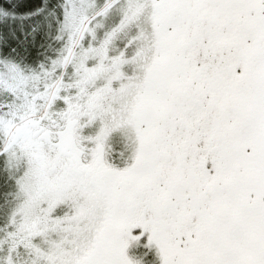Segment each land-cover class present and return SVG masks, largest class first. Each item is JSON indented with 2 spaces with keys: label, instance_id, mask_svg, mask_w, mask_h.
<instances>
[{
  "label": "snow or ice",
  "instance_id": "obj_1",
  "mask_svg": "<svg viewBox=\"0 0 264 264\" xmlns=\"http://www.w3.org/2000/svg\"><path fill=\"white\" fill-rule=\"evenodd\" d=\"M0 264H264V0H0Z\"/></svg>",
  "mask_w": 264,
  "mask_h": 264
}]
</instances>
